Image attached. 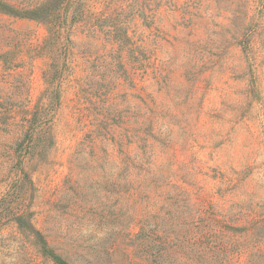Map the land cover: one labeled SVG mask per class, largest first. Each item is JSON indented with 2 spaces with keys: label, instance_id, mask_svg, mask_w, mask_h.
<instances>
[{
  "label": "rangeland",
  "instance_id": "obj_1",
  "mask_svg": "<svg viewBox=\"0 0 264 264\" xmlns=\"http://www.w3.org/2000/svg\"><path fill=\"white\" fill-rule=\"evenodd\" d=\"M51 18L0 10V264H264V0Z\"/></svg>",
  "mask_w": 264,
  "mask_h": 264
},
{
  "label": "trees",
  "instance_id": "obj_2",
  "mask_svg": "<svg viewBox=\"0 0 264 264\" xmlns=\"http://www.w3.org/2000/svg\"><path fill=\"white\" fill-rule=\"evenodd\" d=\"M72 1L74 0H43L39 4L30 5L24 2L11 3L8 2L7 0H0V10L19 17L41 18L43 20L49 21L50 23L52 21L51 16L53 15L54 10L55 11L64 10L67 4L71 3ZM128 190H129L128 187L121 186L120 197L122 198L125 195L130 196ZM83 214L86 215L88 214L87 215L88 217L86 219L90 220L91 222H96L97 226L101 228L102 237L100 238V242H99L100 244L105 243V241L111 235H113V233H117L113 231V229L110 227V222L107 217L105 216L102 217L99 215L96 216L94 213L88 212L86 209L85 211H83ZM83 218L85 219V217ZM38 244L41 251L51 260H53L54 263L69 264L52 251V249L47 244L42 232H40L39 234Z\"/></svg>",
  "mask_w": 264,
  "mask_h": 264
}]
</instances>
